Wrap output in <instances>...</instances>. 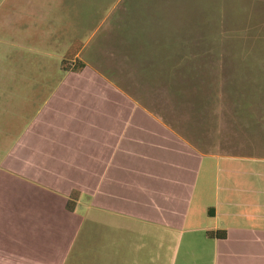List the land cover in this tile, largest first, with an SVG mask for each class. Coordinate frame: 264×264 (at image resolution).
Instances as JSON below:
<instances>
[{"label": "rangeland", "instance_id": "obj_1", "mask_svg": "<svg viewBox=\"0 0 264 264\" xmlns=\"http://www.w3.org/2000/svg\"><path fill=\"white\" fill-rule=\"evenodd\" d=\"M0 29V37L18 42L0 44V59L9 52L25 60L20 87L40 89L42 106L56 89L67 87L75 97L58 107L57 128L49 131L53 154L75 160L78 146L70 138L89 136L93 170L65 169L57 193H39L43 200L29 208L56 221L59 234L76 228L95 235L91 248L98 233L112 235L115 218L98 199L99 125L115 119L133 126L123 139L133 138V151L145 152L146 134L158 132L150 127L162 120L206 152L224 153L235 106L264 100V0H0ZM78 63L85 67L75 71ZM124 146L118 153L127 152ZM139 171L118 183L144 185ZM108 178L113 185L114 174ZM89 186L94 192L76 204L81 194L73 191Z\"/></svg>", "mask_w": 264, "mask_h": 264}, {"label": "crops", "instance_id": "obj_2", "mask_svg": "<svg viewBox=\"0 0 264 264\" xmlns=\"http://www.w3.org/2000/svg\"><path fill=\"white\" fill-rule=\"evenodd\" d=\"M17 43L0 37L6 49ZM0 65L14 67L0 69V264H264L263 99L242 101L224 153H202L159 119L150 127L159 131L145 136V152L133 151V138L123 139L131 136L124 129L133 126L115 119L99 125L98 199L115 218L112 235L98 233L91 248L95 235L76 228L59 234L56 221L29 208L43 200L39 193H57L65 169L93 170L89 136L70 138L78 146L75 160L53 154L49 131L57 128L58 107L75 97L67 87L56 89L42 106L40 89L20 87L26 80L23 57L7 52ZM133 133L143 139V133ZM161 141L176 143L182 152ZM123 144L127 152L120 154ZM138 168L144 185L118 183ZM81 189L73 191L81 194L76 204L94 192Z\"/></svg>", "mask_w": 264, "mask_h": 264}, {"label": "trees", "instance_id": "obj_3", "mask_svg": "<svg viewBox=\"0 0 264 264\" xmlns=\"http://www.w3.org/2000/svg\"><path fill=\"white\" fill-rule=\"evenodd\" d=\"M84 67H85V65L84 64H82V63H78V64H76V66L73 68V69H75V71H80V70H82V69H84ZM238 97H239V95H237ZM199 97V96H198ZM234 99V98H233ZM199 103V105H197L198 107L200 106V107H202L201 106V104L202 103H204L202 100H200V102H198ZM239 107V108H238ZM217 108H219V106H217ZM241 108V106L240 105H237V106H235V109H234V113H235V115L233 114V117H235V118H237V115H238V113H240V109ZM218 110V109H217ZM171 128L173 129V130H175L172 126H171ZM177 129V128H176ZM182 136V135H181ZM183 137V136H182ZM195 141V140H194ZM204 142H206V141H204ZM193 144V146H195V148H197L199 151H201L202 153H208V152H206L205 150H203V148H201L200 147V143H198V141L196 142H193L192 143ZM201 149V150H200ZM203 151H205V152H203ZM72 205H74V203H72V202H69V205H68V211H73V206ZM209 235H211V234H209ZM222 235V234H221ZM216 236L217 237H220V234H216Z\"/></svg>", "mask_w": 264, "mask_h": 264}]
</instances>
